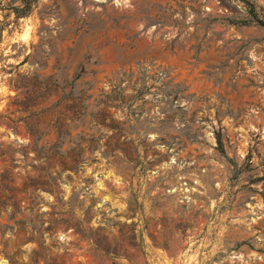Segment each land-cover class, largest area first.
I'll return each instance as SVG.
<instances>
[{"label":"rangeland","instance_id":"obj_1","mask_svg":"<svg viewBox=\"0 0 264 264\" xmlns=\"http://www.w3.org/2000/svg\"><path fill=\"white\" fill-rule=\"evenodd\" d=\"M0 264H264V0H0Z\"/></svg>","mask_w":264,"mask_h":264}]
</instances>
